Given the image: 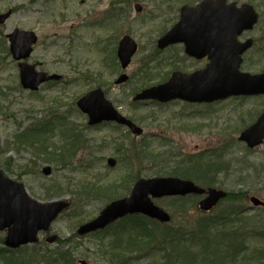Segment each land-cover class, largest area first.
<instances>
[{
    "label": "rangeland",
    "instance_id": "obj_1",
    "mask_svg": "<svg viewBox=\"0 0 264 264\" xmlns=\"http://www.w3.org/2000/svg\"><path fill=\"white\" fill-rule=\"evenodd\" d=\"M199 1L0 0V13L14 10L0 26V168L24 183L35 199L71 201L70 209L52 224L49 232L40 234L34 247L6 249V233L0 231V264H79V259L88 264H121L130 258L125 263L150 261L147 246L126 248L133 232L119 234L121 241L115 236L118 224L99 234L79 236L77 231L112 200L129 196L137 178L169 176L173 165L169 163L168 167L171 158L166 152L174 147L191 153L208 151L204 161L216 162L219 170L225 171L211 178L215 186L221 185L231 193H246L245 215L252 217L244 226L249 230L254 223L260 237L246 239L250 249L243 256H247L246 263L258 264L252 250L264 247V208L253 207L248 198L258 196L264 201V146L250 150L238 137L264 110V96L188 106L183 102L161 105L132 100L137 92L161 82L172 71L204 66L205 62L185 58L180 45L164 51L157 48L158 39L179 20L181 8ZM229 1L252 4L261 15L255 30L242 40L251 36L256 43L245 56L243 70L262 72L264 0ZM138 3L139 12L135 9ZM15 28L37 33L38 42L29 62L39 70L61 74V82L45 84L37 92L22 88L18 62L9 51L6 36ZM124 35H130L139 50L125 70L128 82L117 86L115 80L124 72L117 48ZM172 58L175 63H171ZM176 58L180 60L177 63ZM99 86L124 115L145 128L143 136L136 137L112 123L88 125L87 116L76 102ZM197 124L201 127L196 128ZM30 130L33 132L29 138L19 140ZM109 158L116 159L117 164L110 166ZM179 165L175 162V167ZM46 166L52 168L51 175L44 174ZM155 200L180 221L184 205L181 199ZM234 204L233 200L224 201L215 213L221 214ZM128 219L126 223L135 222ZM230 225L222 221L213 224L222 230ZM52 235L58 236L56 243L46 242ZM118 248L124 249L126 255L120 252L119 258L114 257L112 252ZM38 251L54 255L56 262L43 261Z\"/></svg>",
    "mask_w": 264,
    "mask_h": 264
},
{
    "label": "water",
    "instance_id": "obj_2",
    "mask_svg": "<svg viewBox=\"0 0 264 264\" xmlns=\"http://www.w3.org/2000/svg\"><path fill=\"white\" fill-rule=\"evenodd\" d=\"M137 10L140 11L139 5ZM11 15V11L0 15V24ZM259 14L250 4L238 7L236 3L228 4L226 0H205L195 8L184 6L180 22L159 41L164 48L169 43L184 42L190 55L202 57L209 54L211 63L208 68L192 73H175L167 83L144 90L135 99H157L168 101L183 98L190 101H214L231 95L264 94V73L251 74L240 71L242 54L253 44V39L244 43L238 36L244 30H250L258 22ZM11 52L16 60L26 59L31 55L32 44L37 41L33 32L15 30L8 35ZM138 46L129 36H124L119 44L118 57L126 68ZM21 81L25 88L33 90L48 80H59L61 76L37 72L35 66L20 63ZM128 80L123 74L117 83ZM81 110L90 117V124L102 121H116L128 125L136 134L142 129L115 109L102 88H97L78 101ZM239 140L251 148L264 142V111L258 120L242 131ZM110 165L116 161L109 159ZM44 172L50 174L51 168ZM204 193L205 190L194 183L174 177L140 179L130 197L111 202L95 219L83 224L78 232L87 234L102 229L127 214L142 213L162 222L171 220L170 214L154 203L153 197ZM227 196L223 190L211 188L208 196L201 202V209L208 211L220 199ZM255 205L264 204L260 199H251ZM67 207L65 201L42 203L30 197L22 183L4 175L0 169V230L8 228L5 244L12 248L38 241L41 230H49L52 222ZM56 236L49 237L54 242ZM81 264H88L80 260Z\"/></svg>",
    "mask_w": 264,
    "mask_h": 264
},
{
    "label": "trees",
    "instance_id": "obj_3",
    "mask_svg": "<svg viewBox=\"0 0 264 264\" xmlns=\"http://www.w3.org/2000/svg\"><path fill=\"white\" fill-rule=\"evenodd\" d=\"M30 132L32 134L33 131L30 130L23 136L20 135L19 140L29 138ZM205 168L207 170L204 171L207 172L208 178H213L222 172V170H216L218 166L215 164H209ZM196 172L198 175L201 168L194 170L193 175ZM214 181L213 179L211 182ZM232 200L235 201L234 206H229L221 214L210 212L206 216L204 215L205 217L202 216L203 220L201 217L192 219L193 212L188 211L185 204L180 210L182 215L180 221L173 220L170 224H161L145 216H130L128 218L134 219L135 222L126 223L129 221L128 218L120 221L115 236H118L121 241L123 238L119 234L128 231L129 235L133 232V239L127 241L126 248L137 244L141 249L143 246H147L148 254H151L152 257L145 264H249L245 262L247 256H243L250 249L246 244V239L248 240L253 235L260 237L257 235L260 233L255 229L254 223V228L250 227L249 230L247 226H244L251 219L250 216H245V207L241 203L244 200V193H232L225 199L230 202ZM216 221L231 225L222 230L213 226ZM120 252L123 253L122 255H126L125 250L119 248L113 250L112 255L118 257L120 254L117 253ZM252 253V257L258 261V264H264V247L252 250ZM36 254L42 255L43 261L56 262L54 255L40 253V251ZM156 254H159L160 257L157 258ZM130 259H126V261L129 262ZM229 260L231 261L229 262ZM125 262L121 264H128Z\"/></svg>",
    "mask_w": 264,
    "mask_h": 264
},
{
    "label": "flooded vegetation",
    "instance_id": "obj_4",
    "mask_svg": "<svg viewBox=\"0 0 264 264\" xmlns=\"http://www.w3.org/2000/svg\"><path fill=\"white\" fill-rule=\"evenodd\" d=\"M188 59L195 60V59H191L189 57H188ZM209 61H210V59L207 56L203 60H201L200 62H205L204 66H203V67H205L209 63ZM203 67H199V68H196V69H194L192 71H187V72L191 73V72H194V71H196L198 69H201ZM183 72H185V71H183ZM150 101H152V100H150ZM175 102H183L187 106L191 105V104H194V105L205 104V103H200V102H189V101L185 102V101H181V100H176V101H173L171 103H175ZM107 123L108 124L109 123L115 124L116 127L117 126L118 127L119 126L125 127L128 131L131 132L129 127L117 124V123H115L113 121H111V122L105 121V122H103L101 124H107ZM200 127L201 126L199 124L196 125V128H200ZM142 129H143V134L141 136H143L145 134V128L142 127ZM137 137H140V135L137 136ZM198 147L199 146H197V148ZM166 153L170 154V158L171 159L168 160L167 164H168L169 168H170L169 163L171 165H173V169L171 170V171H173V174H172L173 176H178L180 178L193 181L197 186H199L201 188H204V189L215 187V185H216V183H214L215 181L211 182L213 179H210L208 181L207 172L205 173V171H204V170H207L205 168L206 165L202 164L203 160L201 159V157L206 155V153H207L206 150L205 151L202 150V151H199V152H196V153H191V152H187V151H184L182 149H179L177 147H174L172 150H170L169 152H166ZM195 156H198L199 158L192 159ZM175 159H179V160H175ZM175 162H179L180 165L178 167H175ZM199 168H201V172L198 175H197V172L193 175V171L197 170ZM219 169L220 168L218 167V170ZM216 175H219V174H216ZM218 187H221V185H219ZM206 196H207V193L199 194V193L194 192V193L186 194L184 196H173L172 199H181V201L184 202L185 205H187L188 211L189 210L197 211V208L200 209L201 201L203 199H205Z\"/></svg>",
    "mask_w": 264,
    "mask_h": 264
}]
</instances>
